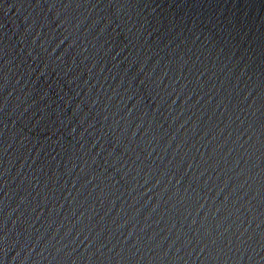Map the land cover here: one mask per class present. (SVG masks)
Wrapping results in <instances>:
<instances>
[{
    "label": "water",
    "instance_id": "1",
    "mask_svg": "<svg viewBox=\"0 0 264 264\" xmlns=\"http://www.w3.org/2000/svg\"><path fill=\"white\" fill-rule=\"evenodd\" d=\"M0 264H264V0H0Z\"/></svg>",
    "mask_w": 264,
    "mask_h": 264
}]
</instances>
